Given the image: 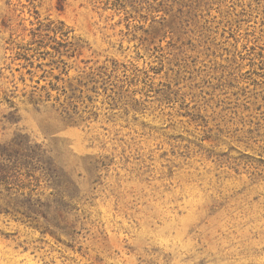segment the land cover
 <instances>
[{"label":"rangeland","instance_id":"obj_1","mask_svg":"<svg viewBox=\"0 0 264 264\" xmlns=\"http://www.w3.org/2000/svg\"><path fill=\"white\" fill-rule=\"evenodd\" d=\"M0 264H264V0H0Z\"/></svg>","mask_w":264,"mask_h":264}]
</instances>
